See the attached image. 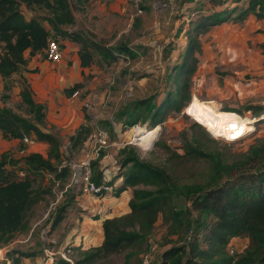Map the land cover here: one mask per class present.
<instances>
[{
    "label": "trees",
    "instance_id": "trees-1",
    "mask_svg": "<svg viewBox=\"0 0 264 264\" xmlns=\"http://www.w3.org/2000/svg\"><path fill=\"white\" fill-rule=\"evenodd\" d=\"M22 1L29 6L42 5L48 12L45 19L49 27L43 24L41 17H25L20 0H0V78L5 81L3 87L10 89L7 80L13 73L21 74V80L16 83L20 85L19 94L30 115L26 118L0 106V131L6 137L20 140L24 134L33 135L37 140L47 142L48 153L46 156L36 151L25 154L26 167L18 170L8 168L5 159L0 160V245L8 244L17 233L29 229V216L34 205L51 191L50 187L40 183L34 186L36 180L51 174L55 181L65 182L71 174L70 167L60 166L63 155L59 138L40 127L46 121V103L33 99L24 76V72L35 70L28 66L29 57L44 53L51 38L77 42L80 64L84 67L92 64L95 54L110 60L120 54L134 55V50L124 43L106 46L86 37L80 30L66 29L65 26L75 20L70 0ZM210 1L213 4L222 2ZM250 13L264 17V0H248L245 7H226L202 13L191 20L184 32V52L168 74L174 87L168 89L158 103L153 96H148L126 104L117 111V118L125 116L127 125L143 121L154 128L164 122L169 112L186 109L193 99L191 83L199 65L200 36L214 24L241 21ZM81 87V82L76 81L65 88V93L71 96ZM235 110L242 114L250 110L257 115L264 109L259 104L247 103ZM198 122L194 125L202 127V135L192 134L182 152L164 144L165 150L177 158L176 163L170 164L171 169L187 163L194 167L196 174L190 179L184 175L175 176L170 169L142 158L134 145L120 147L116 160L119 161L118 170L111 182L116 183L115 195L131 188L130 210L103 219L100 244L70 245L66 249L76 251L73 261L58 257L54 264H114L104 260L119 252H123L124 264H141L144 255L151 251V237L159 217L165 230L159 241L163 250L158 264H264V138H257L246 150L231 153L219 147L216 139L202 126L206 125ZM102 123L101 127L107 132L112 131V122L104 120ZM89 134L90 128L80 124L70 137L71 148L82 145ZM207 137L214 140L212 145L205 144ZM91 166L93 179H101L97 162H91ZM119 178L121 181L117 183ZM74 196L70 194L57 206L52 227L64 217ZM240 234L249 236V246L238 255L229 254L226 245ZM18 252L23 256L35 254ZM14 261L19 263V258Z\"/></svg>",
    "mask_w": 264,
    "mask_h": 264
},
{
    "label": "rangeland",
    "instance_id": "rangeland-1",
    "mask_svg": "<svg viewBox=\"0 0 264 264\" xmlns=\"http://www.w3.org/2000/svg\"><path fill=\"white\" fill-rule=\"evenodd\" d=\"M239 2L244 5L246 0H228V5ZM70 3L75 20L74 23L66 25V29L80 30L86 37L106 46L124 43L134 50V55L120 54L116 59L110 60L95 54L92 64L82 69L81 78L78 80L82 84L80 94L77 97L71 96L74 103L69 104L67 100L61 102L55 97V104L47 109L48 114L59 113L58 115L61 116L64 113L66 118L70 119L69 128L63 129L59 123L49 125L47 121L40 127L55 134L61 143L64 139L70 138L80 124L88 126L91 133L95 128L103 126L102 122L107 120L114 124H111L112 131L109 129L110 134L108 131V145L102 148L101 155L99 154L91 160V162H97L99 170L102 164L110 165V160H117L120 147L131 144L136 147L142 158L170 169L175 176L184 175L188 179L193 177L196 172L190 163H187L186 167L180 164L172 169L169 167L170 164L176 163L177 158L165 150L164 144L174 151L182 152L192 134L202 135V127L194 125V122H202L213 132V125L218 126L221 122L235 117V110L223 111L222 108L217 110L209 105L200 106L197 103L196 105L191 103L186 109L184 107L181 111L169 112L163 123L152 128L155 136L152 142L150 141L146 145L140 144L136 137L140 136L138 134L140 128L149 129L151 126L143 121L127 125L124 123L125 116L122 119L117 118V111L130 102L148 96H153L158 103L165 92L174 87L168 74L184 52L185 29L189 27L191 20L196 19L202 13L213 11V5H211L213 2L210 0H86L80 3L77 0H70ZM20 9L27 18L41 17L43 24L49 27L48 21L45 19L48 12L42 5L32 4L29 6L20 0ZM203 34L200 36L201 50L197 52L199 65L193 75L191 90L192 95L195 94L200 101L204 100L213 105L214 102L207 86L204 85L202 75L208 71L209 67L215 69L214 64L216 65L219 59L216 58V62H210L208 48L203 49L202 47V39L205 41L208 39ZM59 40L61 41V39ZM261 48L264 52V46ZM25 54L28 56V51ZM40 55L44 56V53H40ZM66 61L68 65L72 62L70 58H67ZM238 62L240 63V61ZM241 67L244 66L241 65ZM243 70L241 73H244ZM216 71L223 74L228 73L223 70ZM20 76L19 73H13L7 80L11 84L10 89L3 87L5 81L0 78V106L8 108L20 116L30 118L26 105L22 102L17 91L19 89L17 87L20 85L16 82L19 83ZM255 77H257L256 73L254 77L251 74L241 75L242 84ZM206 81L209 82L208 79ZM5 94H8V97H4ZM215 95L217 96L214 93ZM87 97L90 104L84 106L82 100ZM76 111L79 115H76ZM78 116H81V121ZM202 126L207 129L204 125ZM209 133L216 139L219 147L231 153L238 152L246 150L248 145L255 142L257 138H264V123L255 122L249 135L234 142H227L223 138L214 136L210 131ZM213 143L214 140L209 137L205 140L206 145ZM37 144L24 143L20 139L6 137L0 131V160L5 159L7 161L5 165L8 168L22 169L26 167L23 159L25 154L36 151L47 155L48 144ZM85 152H92L88 138L79 147L72 148L69 156L62 153V164L78 161ZM104 154L109 157L107 162L103 161ZM117 170L118 164L116 172ZM68 182L69 178L65 182L55 181L51 174H46L44 178H38L34 182V186L40 183L42 186L50 187L51 191L45 193L44 198L34 205L29 216V229L26 232L17 233L8 244L0 245L2 251H5L13 259L19 258L18 264H54L58 257H63L62 253L68 255L71 262L73 261L76 251L74 249L67 250L66 247L71 243L65 240L66 234L70 236V227L67 228V225H63L61 222L55 227L51 226L57 206L63 204L72 194L70 190H65ZM74 214L75 212H71L70 215ZM164 230L159 217L151 237V251L144 255L143 264H158L160 262L163 246L159 245V241L162 240ZM249 243V236L240 234L230 239L226 250L235 256L244 251ZM18 251L34 252L35 254L23 256ZM109 260L114 264H124L123 252L113 253L104 262Z\"/></svg>",
    "mask_w": 264,
    "mask_h": 264
},
{
    "label": "crops",
    "instance_id": "crops-1",
    "mask_svg": "<svg viewBox=\"0 0 264 264\" xmlns=\"http://www.w3.org/2000/svg\"><path fill=\"white\" fill-rule=\"evenodd\" d=\"M228 4V0H222L221 3L211 5H213V11L233 6L239 9L247 6L248 0L244 5L242 2ZM209 12L212 11L207 13ZM203 35L208 37L207 41L202 39V47L203 49L208 48L210 62H216V58L219 59L217 64H214L215 69L209 67L208 71L202 75V80L210 92L214 106L204 100L201 102L197 96L193 97L191 103L194 105L197 103L200 106L209 105L217 110L222 108L223 111L235 110L247 103L259 104L264 109V52L261 48L264 46V17L250 13L241 21L227 20L214 24ZM61 45L63 57L59 61H50L45 55L41 56L37 53L28 61V66L35 70L24 72V76L32 90L33 99L36 102L46 103L45 119L49 125L59 123L63 129H67L70 126V119L68 120L64 113L61 116L58 115L59 113L48 114L47 109L55 104V97L61 102L67 100L69 104L74 103V99L66 95L65 88L81 78L82 69L85 67L80 64L79 46L75 41L64 39L61 40ZM67 58L72 60L70 65L66 61ZM241 65L244 67L242 68ZM242 69L244 73H241ZM216 70L228 71V73L223 74ZM255 73L257 77L248 79L242 84L241 75L251 74L254 77ZM207 79L209 82L206 81ZM17 88L19 92L20 87ZM214 93L217 96H214ZM75 113L79 115L77 111ZM245 113L253 114L250 110ZM78 118L81 121V116ZM35 143H38L37 145L47 144L40 140ZM108 158L104 157L103 161L107 162ZM120 181L119 178L117 183ZM130 197L131 188L122 190L118 195L106 194L103 197H94L81 194L74 196V200L67 208L68 211L66 210L64 217L60 220L63 225H67V228L70 227V236L66 234L65 240L73 246L89 247L100 244L103 239V219L128 212ZM71 212L75 214L70 215Z\"/></svg>",
    "mask_w": 264,
    "mask_h": 264
},
{
    "label": "built area",
    "instance_id": "built-area-1",
    "mask_svg": "<svg viewBox=\"0 0 264 264\" xmlns=\"http://www.w3.org/2000/svg\"><path fill=\"white\" fill-rule=\"evenodd\" d=\"M45 57L50 61H59L63 57V50L61 41L57 38H51L44 50ZM80 94V89H76L71 94L72 97H77ZM196 95H192V98ZM82 104L89 106V98H83ZM236 116L222 122L219 127L220 135L216 137L223 138L227 142L239 141L249 135L251 130L248 129V123H252L254 127L255 122L260 121L264 123V110L259 114H242L235 112ZM251 121V122H250ZM113 124V123H112ZM114 125V124H113ZM215 136V135H214ZM21 140L24 143H35L37 139L33 135L24 134ZM88 142L92 152H85L78 161H71L69 164H61L60 166L67 165L70 167L71 174L69 182L65 186V190H70L74 195L88 194L94 197H103L106 194H113L115 182H111L113 175L116 173L117 161L116 159L110 160L111 164L104 163L100 167L101 179L96 180L92 177L91 160L100 154V150L108 145V132L102 127L95 128L88 137ZM60 150L65 156L71 154V140L70 138L64 139L60 144ZM90 151V150H89ZM107 155L104 154L103 158ZM63 163V161H62ZM22 174V172H20ZM114 195V194H113ZM62 256L71 261L68 255L62 253ZM144 260H142L143 264ZM0 264H18L14 259L2 251L0 248Z\"/></svg>",
    "mask_w": 264,
    "mask_h": 264
},
{
    "label": "bare ground",
    "instance_id": "bare-ground-1",
    "mask_svg": "<svg viewBox=\"0 0 264 264\" xmlns=\"http://www.w3.org/2000/svg\"><path fill=\"white\" fill-rule=\"evenodd\" d=\"M191 104V103H190ZM226 121V120H225ZM224 122V121H223ZM251 122V121H250ZM222 125V122L217 126V125H213L214 126V130L213 132L211 131L210 128L207 127V129L213 134V135H220L221 132H219V127ZM248 129L252 130L253 126L252 123H248ZM160 127V126H159ZM138 134H140V136L136 137V139L138 140V142L143 143V145L148 144L150 141L152 142V139L154 138L155 134L154 131L152 130V128L146 129V128H140ZM136 136V135H135Z\"/></svg>",
    "mask_w": 264,
    "mask_h": 264
}]
</instances>
